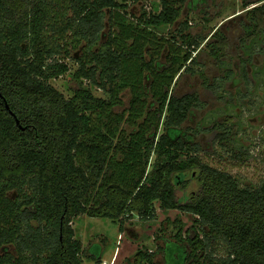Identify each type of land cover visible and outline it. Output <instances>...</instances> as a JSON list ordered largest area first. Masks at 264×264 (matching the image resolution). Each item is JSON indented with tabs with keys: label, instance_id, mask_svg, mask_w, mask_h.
<instances>
[{
	"label": "trees",
	"instance_id": "obj_1",
	"mask_svg": "<svg viewBox=\"0 0 264 264\" xmlns=\"http://www.w3.org/2000/svg\"><path fill=\"white\" fill-rule=\"evenodd\" d=\"M135 1L162 8L127 23L122 0H0V264H83L84 257L101 264V244L85 249L73 221L109 219L124 232L136 215L154 219L157 203L193 216L191 228L180 225L175 241L158 247L165 264L168 252L172 264H264V184L242 187L204 163L201 144L182 130L200 98L178 93V82L198 74L214 92L218 81L198 67L206 41L221 61L210 41L218 30L193 36L186 19L160 35L177 25L187 0ZM261 2L248 0L245 10ZM245 16L246 75L254 54L264 56V4ZM107 24L108 41L94 51ZM75 50L82 51L78 87L67 99L51 81L70 71L65 60ZM164 50L161 63L155 55ZM194 180L196 192L180 197ZM219 242L225 257L215 254ZM137 257L155 264L153 253Z\"/></svg>",
	"mask_w": 264,
	"mask_h": 264
},
{
	"label": "rangeland",
	"instance_id": "obj_2",
	"mask_svg": "<svg viewBox=\"0 0 264 264\" xmlns=\"http://www.w3.org/2000/svg\"><path fill=\"white\" fill-rule=\"evenodd\" d=\"M247 1L187 0L182 6V17L177 25L163 26L157 31L167 37L186 19L189 21V31L193 36H212L218 30V34L210 41L221 48V61L210 55L206 41L199 56L204 68L198 67L204 69L209 83L215 84L218 81L214 92L206 88L198 74H189L178 82V93L195 92L200 98V106L193 110L182 130L201 144L199 155L204 163L231 174L242 187L256 188L264 184V56L259 52L254 54L253 64L248 67L249 72L246 76L243 62L248 59V52L243 51L241 44L244 33L242 23L245 21L247 10L261 6L264 2L251 4L245 10ZM122 2L128 5L127 23H131V19L134 23L137 22L144 12L158 14L162 8L159 1L122 0ZM106 17L108 18L107 15ZM107 25L94 51H98L108 41L109 24ZM81 54L80 50L73 51L72 57L65 60L70 71L51 81L67 99L73 97L78 87L75 74L79 70L77 59ZM165 56L164 50L159 58L155 55V59L165 63ZM84 85L90 87L86 81ZM92 90L95 96L107 97L104 91L96 87ZM130 98V90L123 92L122 107L129 106ZM122 107L116 108V111H123ZM163 131L164 128L161 127L160 133ZM222 134L227 137L223 143ZM196 190L197 182L194 180L186 191L179 190V196H190ZM9 196L16 198L17 193L11 192ZM156 208L154 219H140L136 215L125 223L124 232L120 231L118 223L87 215L75 219L71 226L85 249H89L95 243L104 244L102 264H106V261L107 264H149L141 263L137 257L139 252L153 253L155 264H165V256L158 252V247L163 245L165 240L175 241V235L179 231L177 227L180 225L185 230L191 228L193 216L180 210H162L159 203L156 204ZM115 251L116 254L113 255ZM9 252L15 253V247L9 246ZM227 252L226 243L219 242L215 250L217 257H225ZM167 254L172 264L173 253ZM83 264L97 263L84 257Z\"/></svg>",
	"mask_w": 264,
	"mask_h": 264
},
{
	"label": "crops",
	"instance_id": "obj_3",
	"mask_svg": "<svg viewBox=\"0 0 264 264\" xmlns=\"http://www.w3.org/2000/svg\"><path fill=\"white\" fill-rule=\"evenodd\" d=\"M101 246H102V256H101V257H102V263H103V258H104V251H105V249H104V244H103V243L101 244ZM117 252H118V251H117ZM114 254H116V251H115V253L113 252V255H114ZM118 256H119V255H118ZM102 263H101V264H102ZM106 264H107V261H106Z\"/></svg>",
	"mask_w": 264,
	"mask_h": 264
}]
</instances>
